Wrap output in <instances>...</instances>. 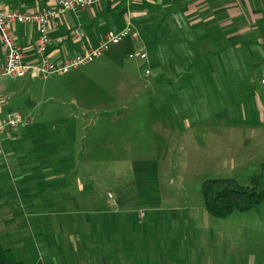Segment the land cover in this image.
<instances>
[{"label": "rangeland", "instance_id": "obj_1", "mask_svg": "<svg viewBox=\"0 0 264 264\" xmlns=\"http://www.w3.org/2000/svg\"><path fill=\"white\" fill-rule=\"evenodd\" d=\"M161 23L132 21L140 40L126 36L64 74L0 77L3 112L34 119L18 139L0 135V242L18 259L264 264V202L215 218L200 189L205 179L247 186L261 171L264 45L207 54L187 25ZM142 45L145 59L128 57ZM45 164L66 173L40 195L35 176Z\"/></svg>", "mask_w": 264, "mask_h": 264}, {"label": "crops", "instance_id": "obj_2", "mask_svg": "<svg viewBox=\"0 0 264 264\" xmlns=\"http://www.w3.org/2000/svg\"><path fill=\"white\" fill-rule=\"evenodd\" d=\"M50 6H52L51 0H0V9L5 11L34 12ZM127 10H130L132 21L151 18L159 24L164 22V26H169L171 29L184 23L189 27L188 29L191 30L192 35L194 34V37L198 38L203 51L207 54H213L212 48L215 47L219 49H225L229 46L242 47L254 41L260 43L258 40H261V44L264 45V0H135L129 4H126L124 0H114L104 2L94 8L82 10L77 17L70 12L63 14L58 23L52 25L48 31V35L52 40L47 46L46 52L49 61L61 63L79 51L80 43L70 36V30L73 27L80 25L85 34L86 45L93 47L108 30H117L124 26L125 23L123 24L121 21L120 24L116 14L124 18ZM161 24L159 28L162 26ZM37 35V28L33 25L18 24L14 27L13 36L22 48L27 62L36 59ZM60 36H67V39L61 43H56V39ZM157 38L163 37L157 36L154 40ZM254 38L256 39L254 40ZM64 42L68 43L63 45ZM164 45L167 46V41L165 44L158 46ZM2 56L3 50L0 43V58ZM261 108L258 116L264 119L263 108L262 110ZM26 114L33 116L31 112ZM33 123L34 119L28 126ZM21 131L11 132L8 137L18 139L21 137L19 135ZM23 134L24 140H28L25 137L26 134L24 132ZM50 157L53 158V156ZM13 163L18 167L17 161H13ZM38 172L35 176V187L40 195L48 191L51 185L56 184L66 173L54 170L50 164H45ZM20 180L24 183L22 175ZM24 186L21 185V187ZM113 201L114 204L111 203V200L109 202L112 206H115L114 198ZM41 203L43 205L42 209H46L47 204L45 205L44 198H42ZM27 214L34 217L42 215L36 211H30ZM87 223L86 220L74 221L76 226L82 227L86 226ZM14 255L17 258L15 253ZM107 255L109 254L102 253V256ZM18 260L30 264L24 260Z\"/></svg>", "mask_w": 264, "mask_h": 264}, {"label": "built area", "instance_id": "obj_3", "mask_svg": "<svg viewBox=\"0 0 264 264\" xmlns=\"http://www.w3.org/2000/svg\"><path fill=\"white\" fill-rule=\"evenodd\" d=\"M52 6L40 11H5L0 9V43L3 50V56L0 58V77H29L31 79L43 77L46 78L52 74H64L68 70L86 63L92 57L100 56L110 45L116 44L122 38L129 36L132 40H140L139 32L132 24L130 10H127L124 17V26L117 30H108L98 41L96 47L87 46L85 34L81 26H75L70 30V36L73 40L80 43L79 51L73 56L65 59L61 63H52L47 57V46L52 41L48 31L52 25L58 23L63 14L70 12L76 17L79 12L101 5L104 2L114 0H51ZM135 0H124L126 4ZM33 25L37 28V41L35 46L36 59L32 62L25 61L22 48L16 42L13 36L15 25ZM67 36H60L56 43H61ZM156 45L164 44V39L157 38L154 40ZM146 46L142 45L133 53L128 55L131 59L143 60L146 58ZM150 74V71H146ZM259 95L261 97L264 112V62L261 64L258 73ZM4 98H0V135L9 136L11 132L26 128L33 118L22 111L12 110L3 112L2 105ZM0 157H5L1 146L0 139ZM108 198L114 204L112 195L109 193Z\"/></svg>", "mask_w": 264, "mask_h": 264}, {"label": "trees", "instance_id": "obj_4", "mask_svg": "<svg viewBox=\"0 0 264 264\" xmlns=\"http://www.w3.org/2000/svg\"><path fill=\"white\" fill-rule=\"evenodd\" d=\"M200 189L204 209L212 217L226 218L233 211H248L264 202V163L258 174L248 176L247 186L239 185L235 179H205ZM0 264L25 263L15 257L11 248L3 247L0 242Z\"/></svg>", "mask_w": 264, "mask_h": 264}]
</instances>
